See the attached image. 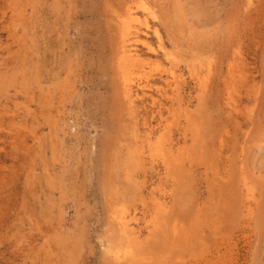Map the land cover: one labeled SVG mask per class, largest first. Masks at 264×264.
Instances as JSON below:
<instances>
[{
	"label": "rangeland",
	"instance_id": "rangeland-1",
	"mask_svg": "<svg viewBox=\"0 0 264 264\" xmlns=\"http://www.w3.org/2000/svg\"><path fill=\"white\" fill-rule=\"evenodd\" d=\"M0 264H264V0H0Z\"/></svg>",
	"mask_w": 264,
	"mask_h": 264
},
{
	"label": "bare ground",
	"instance_id": "bare-ground-1",
	"mask_svg": "<svg viewBox=\"0 0 264 264\" xmlns=\"http://www.w3.org/2000/svg\"><path fill=\"white\" fill-rule=\"evenodd\" d=\"M146 1H147V0H146ZM149 7H150V6H149ZM129 8H130V7H129ZM127 10H128V9H127ZM128 11H129V10H128ZM128 11H127V12H128ZM126 14H127V13H126ZM129 18H130V17H129ZM131 18H132V17H131ZM148 20H149V19H148ZM150 27H151V26H150ZM139 29H140V28H139ZM140 30H141V29H140ZM144 30H145V29H144ZM119 46H120V45H119ZM136 51H137V50H136ZM139 56H140V55H139ZM169 62H170V61H169ZM117 95H118V93H117ZM134 111H135V110H134ZM113 145H114V144H113ZM163 146H164V145H163ZM160 149H161V148H160ZM159 154H160V153H159ZM165 158H166V157H165ZM169 159H170V158H169ZM158 203H159V202H158ZM121 219H122V218H121ZM117 222H118V221H117ZM121 222H122V221H121ZM119 225H120V224H119ZM124 225H125V224H124ZM113 226H114V225H113ZM124 228H125V227H124ZM122 229H123V228H122ZM118 232H119V231H118ZM121 233H122V232H121ZM121 233H120V234H121ZM122 234H123V233H122ZM128 237H129V236H128ZM118 238H119V237H118ZM118 238H117V239H118ZM131 240H132V239H131ZM124 241H125V240H124Z\"/></svg>",
	"mask_w": 264,
	"mask_h": 264
}]
</instances>
